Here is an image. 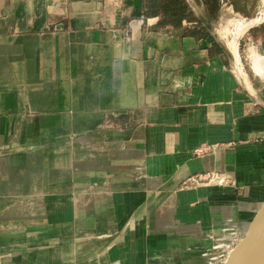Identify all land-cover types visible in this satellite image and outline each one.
<instances>
[{
	"label": "crops",
	"instance_id": "0c3cea01",
	"mask_svg": "<svg viewBox=\"0 0 264 264\" xmlns=\"http://www.w3.org/2000/svg\"><path fill=\"white\" fill-rule=\"evenodd\" d=\"M208 1L185 0L195 22L174 29L145 0H0V264H200L174 245L247 233L264 201V20L237 74Z\"/></svg>",
	"mask_w": 264,
	"mask_h": 264
},
{
	"label": "rangeland",
	"instance_id": "374dc122",
	"mask_svg": "<svg viewBox=\"0 0 264 264\" xmlns=\"http://www.w3.org/2000/svg\"><path fill=\"white\" fill-rule=\"evenodd\" d=\"M226 2L228 0H225ZM236 4L241 7V8H246V10L244 9V11H248V13L250 14H254L252 15L253 17H244L242 15H238L236 13V11L233 10L232 7H230L231 5H229L227 3V5L223 8L221 6V11H222V16H221V22L216 23V27L218 30V36L223 40V41H229L231 39V29L232 26L228 25V22L232 19V18H239V19H251L254 18L257 14V12H259L261 10V6L264 5V0H235ZM223 14H225L226 16L223 17ZM230 31V32H229ZM228 33V34H227ZM230 34V35H229ZM244 35V34H243ZM242 35V36H243ZM242 38V37H241ZM240 38V39H241ZM240 42V40H239ZM240 46L238 48L242 49V45L241 43H239ZM241 51V50H240ZM239 52V50H238ZM239 59H240V55H239ZM217 176L220 179L219 183L224 184L225 181V177L222 176L221 174H216L212 177L211 175L209 177H201L200 179L196 178L193 179L192 177H189L188 179H186V181L183 183V187L185 188H197V184H203V183H210L212 185H216L211 183L212 179ZM195 180V181H192ZM212 228V227H211ZM242 225L241 224H234V223H226V224H221V225H216V227L211 231V234H203L201 237L203 238L202 242H178L176 245H174V248L172 249L173 252L175 251H180L183 252L184 250V246L187 247V252L186 253H190L191 252H203L204 258L206 259L205 262L200 263V264H224L225 259L228 255V253L230 252V250L232 248H234V246L240 241V239L243 237L241 232ZM208 229V227L206 228V230ZM210 232V233H211ZM245 233V232H242ZM201 239V238H199ZM185 247V248H186ZM149 262V261H148ZM148 262H146L147 264H149ZM143 264V263H142ZM152 264H162L160 258H157L156 261L152 262ZM193 264V263H191ZM197 264V263H196Z\"/></svg>",
	"mask_w": 264,
	"mask_h": 264
},
{
	"label": "water",
	"instance_id": "95a60500",
	"mask_svg": "<svg viewBox=\"0 0 264 264\" xmlns=\"http://www.w3.org/2000/svg\"><path fill=\"white\" fill-rule=\"evenodd\" d=\"M224 264H264V201Z\"/></svg>",
	"mask_w": 264,
	"mask_h": 264
},
{
	"label": "trees",
	"instance_id": "16d2710c",
	"mask_svg": "<svg viewBox=\"0 0 264 264\" xmlns=\"http://www.w3.org/2000/svg\"><path fill=\"white\" fill-rule=\"evenodd\" d=\"M211 8L216 6L217 0H209ZM148 15L158 18L160 26H171L174 29L183 28L184 23L195 22L191 11L187 7L185 0H145ZM214 12V9L211 10ZM194 36L204 35L201 24L195 25Z\"/></svg>",
	"mask_w": 264,
	"mask_h": 264
},
{
	"label": "bare ground",
	"instance_id": "6f19581e",
	"mask_svg": "<svg viewBox=\"0 0 264 264\" xmlns=\"http://www.w3.org/2000/svg\"><path fill=\"white\" fill-rule=\"evenodd\" d=\"M223 11V10H222ZM226 16V15H224ZM227 17V16H226ZM264 20V9L258 14L255 18L252 19H239V18H232L229 22L228 25L232 26L231 29V39L228 41L227 45L234 56L236 60V67L235 71L237 74H240L242 72L241 67H240V59H239V52H238V47H239V40L242 37V35L251 27L256 26L259 24L261 21ZM230 32V31H229ZM228 34V33H227ZM230 35V34H229ZM252 54V53H251ZM250 54V55H251ZM253 56V54H252ZM255 57V55H254ZM254 57L252 58L253 61L255 60ZM258 59L257 57H255ZM257 61V60H255ZM235 62V61H234ZM260 62V60H259ZM255 63V62H254ZM258 63V61L256 62ZM261 63V62H260ZM259 65V64H258ZM216 179V176L213 178ZM216 180H219L218 178ZM36 206V205H34ZM44 212V213H43ZM28 213L31 215H35L39 217H43L45 214L46 217H48L50 220L53 218V211L52 210H45L42 211L40 209H37L36 207H32L31 209L28 210ZM42 213V214H41ZM36 219V218H32ZM31 220V219H30Z\"/></svg>",
	"mask_w": 264,
	"mask_h": 264
},
{
	"label": "built area",
	"instance_id": "2783aa9c",
	"mask_svg": "<svg viewBox=\"0 0 264 264\" xmlns=\"http://www.w3.org/2000/svg\"><path fill=\"white\" fill-rule=\"evenodd\" d=\"M227 3H228V1L226 2L225 0H220V4H221V6L224 8L226 5H227ZM229 4V3H228ZM230 5V4H229ZM231 7V6H230ZM264 9V5L263 6H261V10L259 11V12H257V14H256V16L258 15V14H260V12L262 11ZM255 16V17H256ZM211 148H214V147H207V149H205V150H208V149H211ZM199 152H202L201 150L199 151ZM202 176H200V175H197V176H192V178L193 179H195L196 180V178H198V179H200ZM192 179V181H195V180H193ZM197 181V180H196Z\"/></svg>",
	"mask_w": 264,
	"mask_h": 264
}]
</instances>
